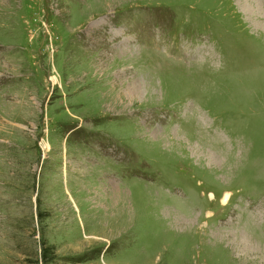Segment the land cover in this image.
Wrapping results in <instances>:
<instances>
[{"label": "rangeland", "instance_id": "rangeland-1", "mask_svg": "<svg viewBox=\"0 0 264 264\" xmlns=\"http://www.w3.org/2000/svg\"><path fill=\"white\" fill-rule=\"evenodd\" d=\"M0 264H264V0H0Z\"/></svg>", "mask_w": 264, "mask_h": 264}]
</instances>
